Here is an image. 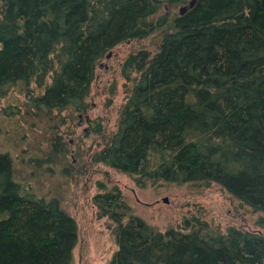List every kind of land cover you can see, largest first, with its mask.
<instances>
[{
	"label": "trees",
	"instance_id": "1",
	"mask_svg": "<svg viewBox=\"0 0 264 264\" xmlns=\"http://www.w3.org/2000/svg\"><path fill=\"white\" fill-rule=\"evenodd\" d=\"M189 1L0 0V98L51 76L34 107L82 112L111 50L168 27L155 54L125 60V78L137 77L98 160L151 182L215 184L264 215V0ZM13 173L0 153V264H72L75 221L56 199L23 192ZM93 203L114 225L107 264H264L260 232L160 233L117 190Z\"/></svg>",
	"mask_w": 264,
	"mask_h": 264
},
{
	"label": "rangeland",
	"instance_id": "2",
	"mask_svg": "<svg viewBox=\"0 0 264 264\" xmlns=\"http://www.w3.org/2000/svg\"><path fill=\"white\" fill-rule=\"evenodd\" d=\"M186 6H163L149 22L163 16L172 19ZM166 31L168 27L155 29L111 50L97 65L82 112L48 113L34 107L51 76L43 87L34 82L17 84L0 98V153L11 158L14 180L23 192L56 199L75 221L72 264H107L116 252L114 225L93 203L96 195L111 190L122 195L132 216L155 232L198 230L218 237L236 228L264 234L259 225L264 215L252 212L215 184L151 182L98 160L117 130L137 77L133 73L130 81L125 78V60L139 51L155 54Z\"/></svg>",
	"mask_w": 264,
	"mask_h": 264
},
{
	"label": "water",
	"instance_id": "3",
	"mask_svg": "<svg viewBox=\"0 0 264 264\" xmlns=\"http://www.w3.org/2000/svg\"><path fill=\"white\" fill-rule=\"evenodd\" d=\"M193 2H194V0H192V1L190 2V6L193 5ZM184 10H185V8L181 9V10H180V13H182ZM108 57H109V55H108ZM164 202H166V200H164ZM185 226H187V222L185 223Z\"/></svg>",
	"mask_w": 264,
	"mask_h": 264
}]
</instances>
